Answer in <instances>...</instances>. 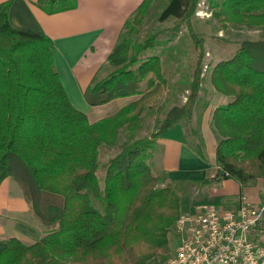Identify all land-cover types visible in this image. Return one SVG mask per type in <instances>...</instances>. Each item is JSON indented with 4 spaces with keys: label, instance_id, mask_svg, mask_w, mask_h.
Instances as JSON below:
<instances>
[{
    "label": "trees",
    "instance_id": "16d2710c",
    "mask_svg": "<svg viewBox=\"0 0 264 264\" xmlns=\"http://www.w3.org/2000/svg\"><path fill=\"white\" fill-rule=\"evenodd\" d=\"M154 1L143 0L125 23L108 58L115 70L85 93L90 106L138 99L96 122L72 105L56 69L54 42L13 28L10 3L0 5V185L7 178L18 183L45 234L31 245L16 237L1 241L0 264H159L169 253L180 202L170 184L160 187L168 178L155 176L147 159L162 134L191 117L206 54L191 22L200 0H170L159 20L186 22L198 60L186 104L166 112L155 132L137 138L144 116L168 89L163 59L146 56L168 31L135 39ZM77 4L37 2L50 15ZM221 8L230 21L264 26V0H226ZM210 80L216 92L231 98L211 115L220 138L216 179L249 185L264 178V40L243 42L233 58L212 67ZM103 146L121 151L103 166L101 180ZM194 148L203 157L200 145Z\"/></svg>",
    "mask_w": 264,
    "mask_h": 264
},
{
    "label": "crops",
    "instance_id": "0c3cea01",
    "mask_svg": "<svg viewBox=\"0 0 264 264\" xmlns=\"http://www.w3.org/2000/svg\"><path fill=\"white\" fill-rule=\"evenodd\" d=\"M8 2V18L13 28L46 35L54 42L52 51L64 89L72 105L85 113L90 122L111 116L135 100L134 97L122 98L102 106H90L85 93L95 79L109 74L108 58L119 42L125 23L143 0H78L75 9L51 15L37 6L38 0H0V5ZM256 33L257 37L252 41L264 40V29L258 28ZM177 66L175 78L180 79L179 64ZM170 73L168 71V77ZM206 80L205 83L211 84L210 74ZM210 86L212 102L205 103L201 115L195 114L196 119L201 116L197 124L199 128L193 127L190 117L156 140L149 158L152 173L166 175L174 196L179 199L181 214L194 213L204 205L234 209L241 198L252 205L264 206V181L242 185L234 179H216L219 171L216 148L220 138L211 126V115L217 107L229 104L231 98L218 94L212 84ZM168 89L163 102L171 106H166V112L180 107L177 87ZM202 94H205L203 89ZM199 108L197 103L193 112ZM107 109L112 111L107 113ZM164 110V105L160 104L150 112L154 126L161 124L166 114H162ZM196 144L202 148L203 157L195 150ZM33 222L36 220L21 187L13 179H5L0 185V242L12 237L28 245L38 242L45 234ZM258 241L264 247V227Z\"/></svg>",
    "mask_w": 264,
    "mask_h": 264
},
{
    "label": "rangeland",
    "instance_id": "374dc122",
    "mask_svg": "<svg viewBox=\"0 0 264 264\" xmlns=\"http://www.w3.org/2000/svg\"><path fill=\"white\" fill-rule=\"evenodd\" d=\"M224 1L226 0H200L196 13L191 18L192 26L195 32L200 38L204 40V49L206 54L204 58V80L209 77L212 67L222 60L227 61L233 58L243 42L251 41L252 39L256 38V30L258 28L264 29V26L252 28L249 26H243L242 24L236 23L234 21H230V16L226 15L225 13L227 12L221 8V5L224 3ZM169 2L170 0L154 1L148 13L146 14V18L144 19L141 26H139L135 39L140 41L149 35H153L161 31H168L167 33L165 32L160 36L159 40L156 42L157 44L146 53V56H161L163 59V69L168 81V88H171L172 86L177 87L180 96V107H182L188 100L189 88L193 80L194 70L198 60V50L189 36L188 27L185 21L176 20L174 18H170L165 22H161L159 20L160 15L165 10ZM176 26H179V28L175 30ZM172 29L174 30V34H172ZM176 63L179 64L180 79L175 78L176 73L174 70H176V67L178 68ZM114 70L115 67L110 65L109 74ZM208 70L209 72L207 74ZM168 71H171L169 77L167 76ZM210 85L211 84H209V82L205 83V81H203L201 84V91L199 93L198 99H202L200 102L197 101L200 108L199 111H194L191 115V123L194 125L193 127L195 129L199 128L197 124L201 117L200 116L198 119H196L195 114H197V116L201 115L202 111L205 109V103L208 101L212 102L213 100V94L210 92ZM202 89L205 91V94H202ZM170 93L171 90L169 91L168 96ZM165 97L166 95L164 94L160 103L155 106V109H157L160 107V104L164 105L165 110L162 112V114L166 112V109H168L169 106H171V104L169 105L165 101L163 102V100L166 99ZM134 99L136 100L138 97H134ZM167 105L168 107L166 108ZM111 111V109L106 110L107 113ZM152 118L153 116L151 113H147V115L144 116L143 122L140 123L138 129L136 130L137 138L147 137L158 129L159 126L156 127L154 124H152ZM123 137L125 138V136ZM123 144L124 143H122V145ZM120 149L121 148L118 147L108 148L106 146H103L100 149L99 162L101 168L98 171V177L101 180L104 175L103 166L117 153H119L121 151ZM147 161L149 162V158ZM260 180L264 181V178H260L251 184H255ZM167 184H170V182L165 183L162 181L160 183V187H165ZM101 186L104 187L103 182L101 183ZM262 192L264 193V187ZM34 220H36L35 217ZM33 223L36 228L40 227L37 220L36 223ZM262 227H264V222L260 228L262 229ZM177 243L178 239L175 235V232H173L172 227L171 233L169 235L170 251L165 255L164 259H160V261L157 263L161 264L162 262L168 260L173 253V249L176 248Z\"/></svg>",
    "mask_w": 264,
    "mask_h": 264
},
{
    "label": "built area",
    "instance_id": "2783aa9c",
    "mask_svg": "<svg viewBox=\"0 0 264 264\" xmlns=\"http://www.w3.org/2000/svg\"><path fill=\"white\" fill-rule=\"evenodd\" d=\"M263 222L264 206L245 198L234 209L200 206L175 221L178 243L161 264H264L258 241Z\"/></svg>",
    "mask_w": 264,
    "mask_h": 264
}]
</instances>
